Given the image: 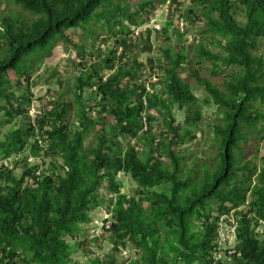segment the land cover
Listing matches in <instances>:
<instances>
[{
  "label": "trees",
  "instance_id": "1",
  "mask_svg": "<svg viewBox=\"0 0 264 264\" xmlns=\"http://www.w3.org/2000/svg\"><path fill=\"white\" fill-rule=\"evenodd\" d=\"M5 1L34 17L0 20V109L5 103L6 116L12 122L30 114L29 73L42 68L58 42L73 44L68 31L84 30L93 19L100 20L97 11L104 1ZM180 1L170 0V4L179 5ZM190 2L187 13H198L195 20L203 21L205 39L219 51L200 44L196 54L199 65L210 62L214 75L227 67L240 71L224 82V91L195 76L224 116V124L214 131L221 143L218 161L189 166L182 174L179 148L194 134L200 120L199 113H193L198 99L180 76L191 65L186 44L177 51L163 49L165 64L160 68L164 74L162 82L158 75L161 90L157 91L155 85L137 82L136 73L146 65L128 55L136 45L135 36L123 22L110 20L116 44L110 47L101 68H85L76 79L77 124L68 122V106L58 101L51 103L35 124L20 127L0 142V163L16 156H24L26 161L29 155L51 160L45 171L38 164L25 163L20 177L6 167L0 169V264H73L78 242L70 243L68 238L75 240L83 227L92 223V214L107 204L102 191L114 195L108 207L112 222L108 233L116 240L114 249L132 245L136 250L137 258L128 264H226L214 260L215 243L220 218L232 210H237L238 227L236 253L230 264H264V237L257 231L261 222L264 224V168L258 171L238 155L251 134L263 131L264 114L258 104L264 105V56L255 52L264 39V0ZM175 12L168 16L166 36ZM239 13L245 15L244 23L238 21ZM124 18L136 26L145 22L136 20L135 15ZM148 32L146 40L150 42L152 31ZM166 40L171 42V37ZM155 63V59L149 61L152 70ZM11 71L16 73V84L9 78ZM155 74L147 75L151 79ZM22 81L27 87L21 95L11 91L15 86L24 88ZM86 90L91 92L87 99ZM187 107L191 109L187 127L180 136L179 129L173 127V111ZM152 111L170 116L165 122L167 130L174 133L171 139L167 133L164 142L156 139ZM107 117L112 125L103 127ZM92 132L96 145L87 148ZM38 137L46 150L40 147ZM122 140L129 142L126 145ZM132 140L135 146L130 145ZM143 142L150 146L144 158L138 146ZM165 157L171 170L163 163ZM200 173L204 177L199 178ZM121 176H130L138 185L135 195L122 193ZM244 206L247 213L239 212ZM108 258L91 264H117L114 256Z\"/></svg>",
  "mask_w": 264,
  "mask_h": 264
},
{
  "label": "rangeland",
  "instance_id": "2",
  "mask_svg": "<svg viewBox=\"0 0 264 264\" xmlns=\"http://www.w3.org/2000/svg\"><path fill=\"white\" fill-rule=\"evenodd\" d=\"M103 1L101 7L97 11L100 20L93 19L90 24L85 25L84 30L78 28L68 31L67 35L71 38L73 44L66 45L64 42H58L52 56L43 60L44 64L42 68L40 70L35 69L29 73V87L32 94L31 109L44 112L46 109H49L51 103L59 101L62 105L68 106V122L75 124L79 110L74 94L78 75L83 69H91L94 65L101 68V63L103 59L108 56L110 47L116 44L117 38L115 32L112 33L110 31L108 22L110 20L112 22L116 21L117 23L121 21L125 27L128 28V25L133 24L125 20L124 16L135 15L136 20L141 18L145 21L143 25L138 26V36L135 35V39L132 37L130 38L134 40L136 45L128 51V55L131 59L138 60L143 66L146 65L144 69L138 72L136 71V77L138 78L137 82H146L147 86L150 84L156 85L159 76H157L158 78L151 77L150 79L149 75H147L149 72H155L157 75H161L162 82L164 73L160 66L165 64L163 49L172 47L177 51V49L182 47L183 43L188 47L187 53L191 60L190 69L184 68L180 72V76L188 84L190 90L198 99L193 113H199L200 120L196 121L197 127L194 134L188 137L187 143L181 145L179 148L182 157V168L184 170L182 174L185 175V168L189 166L192 168L202 167L203 165H212L214 162H217L221 143L214 131L217 126L224 124V116L221 114L220 109L210 100L208 93L204 87L197 82L195 76L209 80L219 90L224 91V82L231 80L234 74L240 73L239 69L233 67L222 68L221 72L219 71L220 75H214L213 65L210 62L204 61L199 65L200 63L196 54L200 44L207 46L212 51H219L210 46V42L205 39L203 34L205 26L203 21L195 20L198 13L194 16L187 13L191 3L190 0H181L179 5L170 4V0H167L166 4H162V0ZM177 10L179 12H177ZM173 12H175L173 16L174 22L170 29L171 32L168 35L171 37V42H167L166 39L168 36L165 35L164 30L168 27V16L172 15ZM182 15L185 16L183 17ZM7 17L29 20L34 18L21 7L8 1L0 0V20ZM184 19L185 22H183ZM237 19L240 23L246 21L243 13H239ZM114 29L116 31L119 30L118 26H114ZM176 30L179 31L178 35L173 34ZM148 31H152L150 34V42L146 40V37L149 35ZM127 32L128 31H126V33ZM180 36L182 38H180ZM82 47L84 48L81 49ZM255 54L264 56V39L261 40L260 46ZM151 59L156 60L154 64L155 70H152V65L149 64ZM16 77L14 71L9 73V78L13 84H16ZM161 82L159 87H155L157 91L161 90ZM26 84V82L23 83V85H25L24 88L15 86L11 91H15L18 95H21L27 87ZM90 96V90H86L84 98L87 99ZM4 107L6 108L5 103H1L0 142L6 141L8 136L12 132L17 131L20 127L27 126L32 120L36 121L32 118V114H28L27 117H18L12 122H9ZM258 108L262 110L264 114V105L258 104ZM189 110H191L190 107H187L186 110L175 108L173 111V116L175 118L173 127L179 129L178 133L180 136H183L185 128L187 127L186 118L189 116ZM152 115L156 119L153 132L156 139L161 141V143L164 142V133L169 134L167 139H171L174 133L167 130V124L165 122L168 121L170 116L166 112L159 113L158 111H152ZM107 125H112L110 117L106 118L103 127ZM95 138L96 134L92 132L85 143L87 148L96 145ZM128 142L129 140H122L123 144L127 145ZM132 144H134V141L131 142V145ZM138 146L140 149L139 152L144 153L143 158L150 153V146L147 142H143ZM238 155L241 157L242 161L245 158L251 161L257 167L258 171L264 168V123L263 131L257 134H251L248 141L242 144L241 151H238ZM31 158L33 162L29 163ZM50 161V159H36L29 155L26 161L24 156H16L9 160L7 164L9 168L20 177L25 169V163L32 166L34 164H41L42 162V171H45L50 168ZM163 163L167 168L170 170L172 169L171 163L166 157L165 159L163 158ZM211 169L212 168L209 170ZM201 177H204L202 173H200L199 178ZM119 181L123 184L122 193L125 195L133 196L139 189L138 185L130 176H121ZM101 196L107 198V204L92 214V223L84 226L80 235H77L75 240L68 238L70 243L78 242L75 247L76 253L73 255V264H91L95 259L109 261V256H114L117 264H128L129 261L131 262L137 258L136 250L132 245H128L127 247L119 246L117 251L114 249L116 247L115 238L112 234L108 233L109 230L103 228L104 221L108 219L111 214V208L108 207L112 205L111 201L114 195L102 191ZM246 211H248L247 206L239 209V212ZM236 213L237 211L235 210L231 212V215L228 217L230 223L235 220ZM213 214L216 215V212ZM261 225L263 226L257 228V231L264 237V224L261 222ZM230 263L231 260H228L227 264Z\"/></svg>",
  "mask_w": 264,
  "mask_h": 264
},
{
  "label": "built area",
  "instance_id": "3",
  "mask_svg": "<svg viewBox=\"0 0 264 264\" xmlns=\"http://www.w3.org/2000/svg\"><path fill=\"white\" fill-rule=\"evenodd\" d=\"M131 30L133 32L137 33V28L131 27ZM42 113H43V111H41V110L35 111V109H33V110L31 109V111H30V114H32V118L35 119V120H37L39 117H41ZM147 129H148V125H147V123L145 121V129L144 130L147 131ZM38 138L40 139L39 140L40 147L42 149H46L45 142L41 139V137H38ZM132 145L134 146L135 142ZM11 159H9V160H11ZM9 160L2 161L0 163V169H2L3 167H6V168L10 169L8 164H7V162ZM32 162H33V159L31 158L29 160V163H32ZM40 172L41 171H38L37 175H40ZM235 211H237V210H235ZM231 212H230V214H227V215L222 216L220 218L219 229H218V239H217V241L215 243V249L216 250H215L214 260H216V262L224 261L226 264H227L228 260H231V257L234 256L235 253H236L234 246H235V244L237 242L236 232H237L238 224H237L236 217H235L236 221L234 220V221H232L230 223L228 217L231 215ZM110 215H109L108 219H106L104 221V223H103V228L105 230H109V231L111 230V227H112V222L110 221L111 220V216Z\"/></svg>",
  "mask_w": 264,
  "mask_h": 264
},
{
  "label": "clouds",
  "instance_id": "4",
  "mask_svg": "<svg viewBox=\"0 0 264 264\" xmlns=\"http://www.w3.org/2000/svg\"><path fill=\"white\" fill-rule=\"evenodd\" d=\"M168 15V14H167ZM131 27H135V28H137L138 29V26H136V25H128V28L130 29V32L135 36H138V34L136 33V32H133L132 30H131ZM0 28H1V25H0ZM1 30V29H0ZM156 31V30H155ZM158 75L157 74H155V75H153V76H151V77H155V78H158L157 77ZM108 77V76H107ZM153 85H155V84H153ZM156 87H159V79H158V83L155 85ZM147 87H149V86H147ZM35 122L36 121H33L32 120V124H35ZM131 142H133V140L132 141H130V145H131ZM135 142V141H134ZM131 146H133V145H131ZM135 146V145H134ZM44 150H46V149H43V151ZM43 155H45L44 154V152H43ZM41 158H43V157H41ZM41 158H36V159H41ZM34 165H36V164H34ZM34 165H32V166H34ZM38 165H40V169H41V171L43 170V166H42V162H41V164H38ZM233 211V210H232Z\"/></svg>",
  "mask_w": 264,
  "mask_h": 264
}]
</instances>
